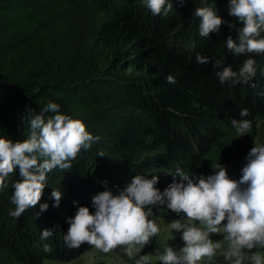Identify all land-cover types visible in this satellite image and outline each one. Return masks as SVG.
<instances>
[{
    "label": "trees",
    "instance_id": "16d2710c",
    "mask_svg": "<svg viewBox=\"0 0 264 264\" xmlns=\"http://www.w3.org/2000/svg\"><path fill=\"white\" fill-rule=\"evenodd\" d=\"M172 2L167 15H153L143 0H0V135L26 138L29 116L55 101L99 136L71 168L48 173L40 202L49 207L39 215L40 202L18 217L9 214L12 183L20 178L18 169L10 174L0 191V264L80 256L94 246L72 248L63 239L78 204L93 210L94 194L116 191L137 174L159 176L163 190L179 180L170 169L198 172L238 156L242 147L228 134L244 107L251 128L261 121L264 127V96L248 84H222L215 74V60L238 69L252 55L254 80L264 90V54L236 56L226 47L239 27L227 0ZM205 4L235 26L201 36L193 12ZM197 54L211 59L197 63ZM53 188L62 191L58 207ZM155 216L181 218L166 206H154ZM44 228L53 236L41 240Z\"/></svg>",
    "mask_w": 264,
    "mask_h": 264
},
{
    "label": "clouds",
    "instance_id": "9594fccd",
    "mask_svg": "<svg viewBox=\"0 0 264 264\" xmlns=\"http://www.w3.org/2000/svg\"><path fill=\"white\" fill-rule=\"evenodd\" d=\"M227 2L229 14L239 21L238 36L227 37V49L236 56L264 54V0ZM143 3L153 15H167L173 8L172 0H143ZM193 14L200 18L199 34L203 37L213 31L219 33L224 23L235 26L207 4L196 7ZM210 59L201 54L196 56L200 64ZM222 64L215 60V74L220 83L248 84L257 89V95L264 96V90L254 80L257 73L254 56L247 55L238 69L231 65L221 67ZM166 79L176 83L172 74ZM60 109L59 103L49 101L40 113L30 115V132L22 140L0 135V191L9 187L10 174L19 171L20 178L13 181L10 196L15 207L9 209V214L14 217L41 201L49 172L71 168L78 154L99 140L83 120ZM49 111L54 114L45 117L44 113ZM239 115L240 119H231L236 136L248 133L252 127L247 107ZM245 159L238 179L217 163L207 175L177 168L175 174L180 179H174L163 190L158 187L159 176L137 174L116 191H100L92 197L93 210L89 205L78 204L75 214L66 218L69 227L63 237L65 244L77 248L87 242L105 253L123 245L132 264H149L147 256L137 253L160 231L150 218L153 207L166 206L181 217L173 219L170 227L180 234L184 243L178 249L165 247L158 257L162 264H200L205 257L211 261L217 251L230 264H264V253L253 251L264 249V143L254 144ZM51 196L58 207L62 191L53 188ZM48 207L47 201L40 202L37 215ZM217 232L223 233V242L211 238L210 234ZM52 236L53 229L44 228L40 238ZM44 248L48 250L49 245L45 244Z\"/></svg>",
    "mask_w": 264,
    "mask_h": 264
},
{
    "label": "rangeland",
    "instance_id": "374dc122",
    "mask_svg": "<svg viewBox=\"0 0 264 264\" xmlns=\"http://www.w3.org/2000/svg\"><path fill=\"white\" fill-rule=\"evenodd\" d=\"M263 121L257 124L255 128L249 129L248 133H245L241 136H236L235 129L232 127L229 130V139L234 141L237 145L242 147V151L238 156L231 157L228 159H221L220 162L216 161L211 167H206L198 172H190V174H211L217 163L222 164L226 167L228 174L233 178H239L241 175V168L246 163V155L249 152L250 148L254 144L264 143V127ZM168 173L174 177L180 179L176 173V169L168 170ZM160 228L159 233L152 240L146 244L143 248H140L137 256L145 255L149 258V264H162L159 261L158 257L160 252L164 250L167 246H172L173 248L178 249L183 245V241L180 237V234L171 229L170 224L173 219H167L160 216H155L152 218ZM213 240H220L223 242V233L217 232L210 234ZM139 248V246H137ZM125 246L120 245L114 248L113 250L105 253L92 247L82 253L80 256L69 260H56V259H45L41 264H132V260L127 257L125 254ZM254 251L264 253V249L256 248ZM200 264H230V261L225 260L220 251H217L216 255L211 258L205 257L201 260Z\"/></svg>",
    "mask_w": 264,
    "mask_h": 264
}]
</instances>
